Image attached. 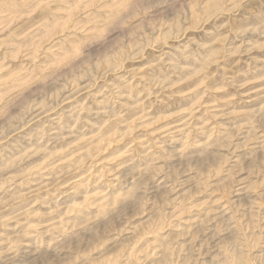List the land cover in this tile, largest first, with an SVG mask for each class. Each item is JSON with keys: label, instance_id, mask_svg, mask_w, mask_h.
<instances>
[{"label": "rangeland", "instance_id": "374dc122", "mask_svg": "<svg viewBox=\"0 0 264 264\" xmlns=\"http://www.w3.org/2000/svg\"><path fill=\"white\" fill-rule=\"evenodd\" d=\"M0 264H264V0H0Z\"/></svg>", "mask_w": 264, "mask_h": 264}]
</instances>
